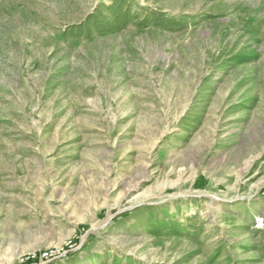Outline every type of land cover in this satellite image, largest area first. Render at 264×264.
Listing matches in <instances>:
<instances>
[{"label":"rangeland","instance_id":"1","mask_svg":"<svg viewBox=\"0 0 264 264\" xmlns=\"http://www.w3.org/2000/svg\"><path fill=\"white\" fill-rule=\"evenodd\" d=\"M122 1L0 0V264H264V0Z\"/></svg>","mask_w":264,"mask_h":264},{"label":"trees","instance_id":"2","mask_svg":"<svg viewBox=\"0 0 264 264\" xmlns=\"http://www.w3.org/2000/svg\"><path fill=\"white\" fill-rule=\"evenodd\" d=\"M111 4L102 6L101 11H108L111 13V16L115 20V22H111V20H103L100 16L92 15L90 16L86 23L76 28L78 33H82V31L90 32L91 30L96 32H105L112 31L114 29L124 28L128 25V23L135 18L130 14L129 8L121 9L123 4L122 0H110ZM159 24H162L163 21H159ZM149 22L146 19H142L139 23L141 27H146ZM77 34V33H76ZM35 259H28L27 261L33 262ZM26 261V262H27Z\"/></svg>","mask_w":264,"mask_h":264}]
</instances>
